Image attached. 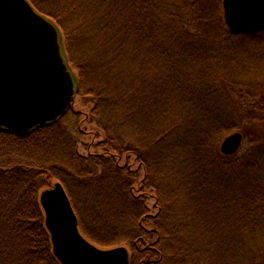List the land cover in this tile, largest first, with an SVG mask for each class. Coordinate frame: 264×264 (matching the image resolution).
<instances>
[{
  "label": "trees",
  "instance_id": "16d2710c",
  "mask_svg": "<svg viewBox=\"0 0 264 264\" xmlns=\"http://www.w3.org/2000/svg\"><path fill=\"white\" fill-rule=\"evenodd\" d=\"M30 1L38 11L61 26L69 61L76 69L79 81L78 95L94 103L92 117L104 130L106 144L118 151L119 157L125 152L128 155L135 153L144 162L151 175L146 183L156 189L158 212L151 214L142 193L133 192L130 176L134 171L117 164L115 154L104 158L77 153L74 132L78 129L69 131L60 124L68 113L61 120L38 127L26 136L0 128V264H60L52 251L50 233L39 202L40 189L49 186L53 180L63 183L78 215L80 228L96 244L115 245L120 242L110 238L116 237L117 233L129 234L131 264H187V256L189 264H198L195 255L191 257L192 253L189 254L182 244L178 243L170 251L172 247L168 242L182 227L164 229V226L171 220L178 223L183 212L169 209L168 202L182 199L184 192L179 193L183 191L180 183L165 190L159 183L153 185L154 173L159 172V179L164 178V172L157 162L159 151L157 158L152 157V151L156 150L152 146L162 144L160 148L165 152L172 147L185 146V140H189L196 146L195 151L212 150L211 159L205 164L197 161L188 175L201 186L210 179L206 174L223 180L224 172H220L219 177L213 176L211 171L207 173L217 164L218 167L235 168L252 178L253 170L259 171V166L264 165V156L258 155L255 159L253 154V159L239 165L237 153L224 155L220 152L218 142L231 128H237L230 122L231 112L223 105L213 103L215 85L205 75L194 80L192 74L185 75V78L191 76V85L194 81L200 83L203 95L192 88L187 89L183 75L176 74L177 68L172 66L178 63L173 57L198 59L202 56L220 61L219 66L222 63L242 66V71L252 75L256 69L264 71V55L253 57L264 49V31L231 33L222 17L221 0ZM81 5L88 10L81 12ZM68 18L72 20L70 27L67 26ZM73 32H76V41L82 37L80 40L85 41L80 45L82 48L76 46V55ZM84 44L87 48L92 44L93 52H83ZM145 53L154 54L152 69L155 73L144 78L141 61L146 57ZM135 62L139 66L136 67ZM260 63H263L261 67L258 66ZM220 68L216 66L217 70L212 71L218 74ZM159 86H162L160 97L156 89ZM172 108H180L193 123L191 135L184 140L180 122L167 125L160 120L158 125L152 115L165 118ZM142 110L148 116L143 120L138 114ZM262 119L245 118L253 122ZM128 125L135 126L136 137L125 139L121 130ZM99 167L103 170L98 171ZM147 178L146 175V181ZM105 183L113 184V188L122 193L124 208L111 204L102 208V205L92 203L90 211L93 216L96 212V217L85 218L74 203L72 190L78 188L83 192L93 188L103 195L109 189L102 186ZM252 191L253 196H249L248 201H232L240 218L236 217L222 234L223 247H238L233 264H264V245L257 243V238L264 240L261 235L264 222L252 214L255 206L264 207V199L252 200L264 198V188L256 186ZM126 214L131 215V220H125ZM225 260L224 264H227Z\"/></svg>",
  "mask_w": 264,
  "mask_h": 264
},
{
  "label": "rangeland",
  "instance_id": "374dc122",
  "mask_svg": "<svg viewBox=\"0 0 264 264\" xmlns=\"http://www.w3.org/2000/svg\"><path fill=\"white\" fill-rule=\"evenodd\" d=\"M220 3L221 13L224 19L223 0H221ZM80 8L81 12L88 10V8L84 7L83 5H81ZM186 8L189 9L188 7ZM68 21L69 22L67 23V26L72 24L71 19L68 18ZM58 26L62 32L61 26L59 24ZM73 33H75L72 39L74 43V54L76 55V46L80 48L82 44L85 43V41L80 40L83 37L77 38L76 41V32ZM62 34L63 42L66 44L64 33L62 32ZM147 43L148 42H146V44ZM92 48V44L89 48L85 47L84 44L82 51L88 53L93 52ZM145 55L146 57H143L141 61V69L144 74V78L145 75L147 76L151 74V72L155 73V69H152L155 66L153 65L154 54L145 53ZM262 55H264V49L258 51L253 57L259 58L262 57ZM173 58H175L174 60H176V62L178 61V63L176 65L172 64V66H174V68L176 66V74L180 73V75H183V79L185 80L184 82L186 83L184 86L187 89L192 88L195 91L197 90L199 95L204 94V91L199 86L200 83L198 81H194L193 85H191V76L185 78L187 73L192 74L193 80L196 77L199 78L201 75H205V77L215 85V89L213 91L214 96H212V98H214L213 103L223 105V108L225 107L227 110L229 109L231 112L230 122L232 127H237L236 129L231 128L226 136L236 131H241L244 135L243 145L236 154L240 158L237 161L239 162V165L246 162L247 159H253V157H251L253 154L255 159L258 157V155L264 156L262 153L264 150H261V148H264V91H262L264 86V71L256 69L251 75V73L242 71L240 69L242 66H231L228 63H222L219 66L218 63H220V61H214L213 59V61H211L202 56H199L198 59L193 56H179L178 58L177 56H174ZM259 62H257V64ZM262 64L263 63H260L258 66L261 67ZM135 65L137 67L139 66V63L135 62ZM216 66L221 67L220 70L222 72L219 71L218 74L214 73L212 70H217ZM137 77L139 79L138 72ZM154 81L155 80H152L151 82ZM157 88L158 92L156 90L155 91L159 94L158 97H160L162 86L156 87V89ZM93 107L94 103L89 98L78 95L75 98L72 108L66 117H64L60 122V124L69 131L78 129V131H76L77 133L74 132L77 153L83 156L91 155V157H97L100 155L99 157L104 158L112 155L114 156L115 154L114 159L117 161V164L126 165L127 168H131L134 171V173L130 176V180L132 182L131 189H133V192L136 194L141 192L143 198H145V205L147 206L149 212L151 214H156V212H158L156 204V189L153 186L147 185L146 183L150 181L151 175L147 171L144 162H142V160L137 157L135 153L128 155L125 152L119 157L120 153L118 151L114 150L113 148H109V146L106 144L107 140L104 130L95 120H93L91 113ZM138 114L141 115L140 117L142 120L148 117L144 110L138 112ZM152 115L154 116L155 121L158 122V125L160 124V120L162 123L167 125H171L176 121L180 122L181 127L183 128L181 129L184 131V137L182 140L188 138V135H191V132L194 128L193 123L189 121L188 116H184L180 108L179 110L172 108L165 118L161 117L158 119V114ZM246 116H254L257 118L260 117L263 119L253 122L245 120ZM121 131L125 134V139H128L127 137L131 136L136 137L137 131L135 130V126H125ZM225 137L223 136V138L218 142V149H220L221 143ZM180 138L181 136L174 138L173 141ZM185 141V146H176L175 148L172 147V149L166 151L164 150L166 153L162 152L160 148L162 144L152 146V148L155 147L154 149H156L152 151V154L154 152L152 157L157 158L159 151L160 159L157 162L164 172V178L160 177L159 179H157V174L159 172L154 173L155 175H153V181H155V184L153 185H157L159 183V187H161L162 190H165V188H170L171 186H176L178 183H180L182 184L183 191H179V193L184 192L182 199L180 198V200H176L174 203L172 201H170V203L168 202L169 209H179L180 212H183L178 223L175 220H171V222L175 223L173 224L174 226L170 225L171 222L170 224L167 223V226H164V229H168L169 227L177 229L176 227L178 225L182 227L181 231L177 232L172 238V241L168 242L169 247H172L170 248V251L172 252V249L178 246L179 243L180 245L182 244V247L184 245V247L188 248L189 254L192 253L191 257L195 255L196 259L198 260V264H224L225 259L227 264H233V258L235 259V252L238 247L236 249H234V247H228L226 249L223 247L222 243V234L228 229L229 224H231L233 221L235 222L236 217L240 218V214L235 211V209H237V207H235V202L232 203V201H248V197L251 195L253 196L252 190L255 189L256 186L262 189L264 188V165L259 166V171L253 170L251 178L242 175L235 168L232 169L226 166V168H223L224 166H221V168L218 167L219 164L216 166L214 163L215 167L211 166L209 171L206 169L207 173H210L211 171L213 172V176L217 174L216 176L219 177L220 172H224L223 180H216L214 177H212V174H206L210 179L203 186H201L195 181L194 178L190 180L188 175L191 167L193 168L197 161H199L201 164H205L206 161L211 159L210 156H212V150L207 148L203 150L204 152L195 151V149H197L196 146L190 144L189 140ZM261 158L257 159L256 161H260ZM191 164L192 166H190ZM102 170L103 169L99 167L98 171ZM146 175L148 176L147 181ZM56 181L58 180L51 181L49 186H52ZM228 184L229 187L227 186ZM112 185L113 184L110 183H105L102 185L109 187V189H106V192L103 195H99L93 188L87 191L83 190V192L82 190L79 191L78 188H74V190H72V198H74V203L83 213L85 218L88 219L96 217V212H94L93 216V212L90 211V205L92 203L102 205V208H104V206L108 208L109 204L114 206L119 205L121 208H124L125 202L122 193H120L118 190H115ZM115 185L119 186V183H116ZM46 187H48V185L43 186L40 191ZM260 199L262 200L264 198H252L254 202L260 201ZM228 204H230L229 208H227ZM224 206H226V209ZM252 214L256 217H259L258 219H262L264 222L263 206H255ZM125 216L126 221L131 220V215L126 214ZM88 228L90 227L88 226ZM232 230H234V228ZM81 232L83 233L82 229ZM261 235L264 236V230L263 234ZM87 238L91 240L89 237ZM129 238V234L117 233L116 237H112L110 239L117 240V242L119 241L120 243L118 244L103 246L96 244L95 242L94 243L104 248L114 247L117 245H126L132 255V247L129 244ZM258 242L260 243L259 245H264V240L262 241L257 238V243ZM255 246H257V244H255ZM188 257L189 256L185 258L188 262L187 264H189ZM191 261L194 262L195 260L191 259Z\"/></svg>",
  "mask_w": 264,
  "mask_h": 264
},
{
  "label": "water",
  "instance_id": "95a60500",
  "mask_svg": "<svg viewBox=\"0 0 264 264\" xmlns=\"http://www.w3.org/2000/svg\"><path fill=\"white\" fill-rule=\"evenodd\" d=\"M223 7L232 33L264 30V0H223ZM78 91L58 24L30 0H0V128L26 136L55 123L72 108ZM242 141L241 132L231 133L220 150L232 155ZM39 202L61 264H130L126 245L104 248L82 234L62 182L42 189Z\"/></svg>",
  "mask_w": 264,
  "mask_h": 264
}]
</instances>
